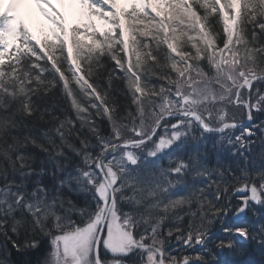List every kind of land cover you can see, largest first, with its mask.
<instances>
[{"label": "snow or ice", "instance_id": "obj_1", "mask_svg": "<svg viewBox=\"0 0 264 264\" xmlns=\"http://www.w3.org/2000/svg\"><path fill=\"white\" fill-rule=\"evenodd\" d=\"M262 209L264 0H0V264H240Z\"/></svg>", "mask_w": 264, "mask_h": 264}, {"label": "trees", "instance_id": "obj_2", "mask_svg": "<svg viewBox=\"0 0 264 264\" xmlns=\"http://www.w3.org/2000/svg\"><path fill=\"white\" fill-rule=\"evenodd\" d=\"M31 151H36L35 149H30ZM257 150H258V146H257ZM38 155H43L42 153H37ZM163 159V158H162ZM166 162V161H165ZM262 215H261V219H264V209L260 210ZM240 226H252L254 227V224L252 222V220L250 219L247 224H243L242 222H239L238 224L234 223L232 220V217L229 216L223 225H221L219 223V221H217L216 225L213 227L212 231H211V235L209 237V245H211V243L216 240V239H227V235L224 233L223 228L226 227H240ZM237 246L240 247V242L237 241ZM169 247H172V245H170ZM249 247L254 248L255 250L253 252H251L248 256L244 257L243 262H240V264H264V249H260L258 247L255 246V242H252L251 245H249ZM213 251H215L217 253V256L219 258V260L221 262L226 261L230 255H231V251L229 249H224L221 253H219L215 248L213 249ZM33 257L36 256V253H32L31 254ZM205 255H207V253H205ZM13 259H18V257L16 256L15 253H13Z\"/></svg>", "mask_w": 264, "mask_h": 264}]
</instances>
